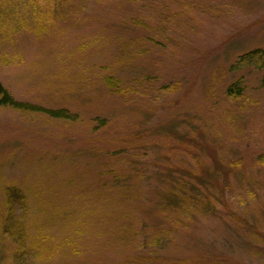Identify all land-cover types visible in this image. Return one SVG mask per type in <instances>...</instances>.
Here are the masks:
<instances>
[{"label":"rangeland","instance_id":"1","mask_svg":"<svg viewBox=\"0 0 264 264\" xmlns=\"http://www.w3.org/2000/svg\"><path fill=\"white\" fill-rule=\"evenodd\" d=\"M254 47H264V0H0V81L44 109L0 107V191L20 186L27 228L49 246L23 264H264V168L252 156L264 149V87L259 72L230 70ZM106 75L137 98L112 93ZM239 75L242 94L229 98ZM103 116L133 144L105 132ZM200 136L217 151L197 153ZM175 158L194 169L220 159L224 175L209 187L211 211L194 206L173 228L144 211ZM110 172L133 175L139 197L120 203L128 183ZM107 210L115 223L87 220ZM14 246L0 237V264H16Z\"/></svg>","mask_w":264,"mask_h":264},{"label":"trees","instance_id":"2","mask_svg":"<svg viewBox=\"0 0 264 264\" xmlns=\"http://www.w3.org/2000/svg\"><path fill=\"white\" fill-rule=\"evenodd\" d=\"M251 69L259 72L258 76V83L260 87H264V47H254L249 50H246L239 54L237 56L236 61L231 64L230 70H241V69ZM103 79L105 81V85L107 88L111 90L112 93H119L120 95L128 94L127 100L136 99V93H133V90L130 92L122 91L117 87L116 80L113 81L112 77L110 75L103 76ZM244 81L242 75H239L236 79L233 81H230L227 84V87L225 88V95H227L229 98H237L242 94V91L244 89ZM123 89V88H122ZM12 107L17 109H36V110H44L39 108L38 106H29L25 102H22L20 100H17L12 93L2 84L0 81V107ZM60 115L64 117H73L71 114H68V110L65 108L60 109ZM146 113H150V110H146ZM98 116H96V119ZM95 120V119H94ZM103 123H106L105 125V132L107 129L110 131V133H114L118 130H123L125 132L124 138L128 139V141L133 144L134 139V133L133 131L128 130L126 127H122L118 124V121L116 119H111L107 121V117L103 116L101 118V125ZM160 126V124H157V126ZM114 126V127H113ZM155 126V127H157ZM161 127V126H160ZM204 131V130H203ZM169 132H162L159 134H165L164 137H168L170 134ZM206 132L204 131V134ZM175 135L176 132H174ZM136 135V134H135ZM184 137L186 136V133H182ZM180 135V136H181ZM188 135V134H187ZM203 135V133H202ZM126 136V137H125ZM178 136V135H177ZM179 136V137H180ZM178 137V138H179ZM203 136H200L199 139V145L197 144L196 150L197 153L201 151V146H211L209 151L211 153H215L216 147L218 146L215 144V142L209 143L208 141H203ZM176 139L177 142H180L181 139ZM188 139H190L188 137ZM123 140V137L119 138L118 145L121 144V141ZM90 143V142H89ZM88 143V144H89ZM214 144V145H213ZM187 148L189 149L184 150L187 153H192V147L190 144H188ZM124 150V149H123ZM252 151V156L254 155L255 160L253 163V166L257 167H263L264 168V149L263 150H257ZM116 154L121 153L120 150L115 152ZM132 155L131 153H127V155H121L123 157H126L128 160H130L129 156ZM201 163H203V158L199 157ZM112 162L114 161L113 158L110 159ZM218 162L220 166L222 165V162L220 159L215 160L213 158V162ZM209 164L207 167H205V164H203L201 167H198L197 169L192 168L191 165H189L186 161H183V159L175 158L167 159L166 165L167 168H169L170 172H167L166 180L162 182V179L160 180L163 184V191H160L159 193V201H156L155 206L153 201L151 200L149 202L148 207L145 209V204L139 201L138 203V197H139V189H137V181L133 179H130L132 176L131 174H126L122 176V172H110L114 173L115 177L122 178L121 181H125L127 184V188L124 193L121 192V194L118 195V201L120 203H123V201L132 198L136 195V192H138V197L136 198L137 201H129L130 204H133L132 207L138 208L139 211L145 212L148 210L149 217L152 216V219L154 221H158L157 215L159 213H165L168 216L172 217V224L173 228L176 227V225L180 222H182V216L184 213L186 215H190L193 211L192 209L194 206L200 208L202 212H209L212 208V203L214 200V193L210 190L209 187L213 186L216 187L221 183L220 178L222 175L221 172H219V168L216 167V164ZM162 168V165H161ZM155 172H162V171H156ZM108 173V172H106ZM150 178H154V172H150ZM131 176V177H130ZM98 185V184H97ZM202 186L204 188L205 186L209 188V195L205 196L201 193V190L199 189ZM205 187V188H206ZM123 195V197H122ZM136 195V196H137ZM211 197V198H210ZM123 198V199H121ZM131 207V210H132ZM122 208V207H121ZM120 208V209H121ZM27 201L24 193L22 192L20 186L16 183H6L4 187H2V190L0 191V237L2 239L10 240L14 246V252L12 256L17 260L24 258V260L20 263L23 264L26 262V258L29 254H31L34 250H37L39 252H42L44 254H48L49 252V246L46 245L47 240L44 237V235H41L40 233H34L32 234L31 231L28 230L26 221H27ZM130 211V210H128ZM126 212V211H125ZM184 212V213H183ZM94 212H92L90 215H92ZM98 211L95 212L94 215L90 216L87 220L96 219L94 222L90 223H99L100 221L104 223H115L117 221V218H115V215L110 213L109 210L105 212V214H102V212ZM126 214H128L126 212ZM160 216V215H159ZM164 216V215H163ZM185 217V216H184ZM186 218V217H185ZM125 218H123L124 220ZM107 222H106V221ZM126 221V220H124ZM179 221V222H178ZM85 226V224L83 225ZM160 229V228H159ZM47 246L45 248H42V246Z\"/></svg>","mask_w":264,"mask_h":264}]
</instances>
